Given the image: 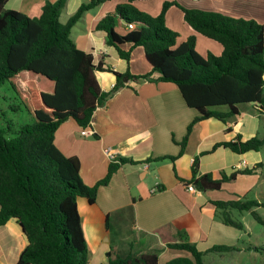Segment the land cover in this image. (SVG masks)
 Segmentation results:
<instances>
[{
    "label": "trees",
    "instance_id": "1",
    "mask_svg": "<svg viewBox=\"0 0 264 264\" xmlns=\"http://www.w3.org/2000/svg\"><path fill=\"white\" fill-rule=\"evenodd\" d=\"M9 0H0V89L8 85L14 101H3L7 109L0 111V227L10 219L18 220L28 239L17 264H89V248L83 232L78 200L95 203L100 186L107 185L119 166L127 161L113 162L107 177L95 187L87 186L80 175L81 164L76 157H66L55 145V133L67 120L73 119L82 129L91 128L94 113L104 106L129 81L146 80L159 74V81L175 84L186 104L199 112L190 125L207 119L226 121L239 114L241 104L256 105L264 116V25L255 20L227 17L220 13L186 9L176 2H164L161 13L152 17L128 5L117 7L97 25L107 34V43L118 49L126 60L130 54L120 46L143 48L151 65V74L135 76L130 72L115 73L112 91H102L96 77L102 65L96 66L91 54L80 50L71 37L73 27L108 0H91L80 6L66 24L60 20L67 0L47 2L42 13L32 18L22 12L7 10ZM171 6L184 13L185 22L197 34L222 46V53L197 51V36L178 43L179 33L167 26L166 15ZM134 23L136 29L119 35L117 17ZM25 72L47 79L46 90L35 88ZM25 77V91L19 83ZM22 85V88L19 86ZM40 87V86H38ZM228 107L227 113L216 111ZM26 112L29 123L16 125L7 121L9 112ZM95 135H93L94 137ZM187 139L182 143L184 150ZM237 154L264 148V135L248 140L238 136L235 141L215 146ZM182 150V152H183ZM173 160L175 158H172ZM198 158L193 163V178L184 181L200 192L221 190L223 184L252 170L198 175ZM216 218L225 225L244 230L238 214L249 213L264 226L258 209L264 201L239 199L217 201ZM168 248L186 252L188 257L176 258L167 264H206L207 254L238 251L236 247L214 246L207 253L192 243L170 244ZM158 251L128 253L113 257L105 264H159Z\"/></svg>",
    "mask_w": 264,
    "mask_h": 264
},
{
    "label": "crops",
    "instance_id": "2",
    "mask_svg": "<svg viewBox=\"0 0 264 264\" xmlns=\"http://www.w3.org/2000/svg\"><path fill=\"white\" fill-rule=\"evenodd\" d=\"M56 1L9 0L6 7L37 18L47 2ZM90 1L67 0L61 13L66 19L64 23L82 4ZM166 1H174L186 9L255 20L264 25V0H136L130 3L141 12L156 17ZM130 3L129 0H108L87 12L73 27L77 26L72 38L76 46L91 54L96 66L104 68L96 72V77L106 93L116 84L115 73L151 74V65L143 48L122 44L120 48L130 54L126 60L117 48L107 43V34L97 30L98 23L115 14L118 6ZM166 22L170 29L179 33V44L196 35V48L201 55L222 53L220 44L192 30L179 7L171 6ZM115 30L121 36L130 32L120 16ZM23 76L26 75L23 73ZM159 76L154 73L146 80L129 81L99 107L89 128L94 137L83 136L82 128L73 119L64 122L55 133L57 148L66 157L79 159L81 178L89 187H95L108 175L113 161L107 155V149L115 153L116 163L121 159L127 161L119 166L107 185L99 187L95 203H90L87 198L78 200L89 248V264H105L109 253L115 257L149 251H158L159 264H167L189 256L186 252L168 248V245L186 242L195 244L203 253L214 246L239 249L224 255L207 254L206 264H234L243 253H250L255 258L260 248H264V242L256 240V244H246V236H254L247 223L242 220L243 231L225 225L216 218L214 202L245 198L264 201L263 149L237 154L223 146L214 148L217 144L235 141L239 135L243 140L264 135V131H260L264 125L263 114L256 105L241 104L235 117L226 121L203 120L189 133L199 112L186 104L175 84L161 82ZM216 111L227 113L229 108L219 107ZM185 139L183 150L181 145ZM197 158L198 175L212 173L220 178L222 173L227 176L245 170L253 173L237 176L224 183L221 190L192 193L184 181L193 178L192 167ZM244 214L240 215L241 219ZM28 244L18 220L10 219L0 227V264H17Z\"/></svg>",
    "mask_w": 264,
    "mask_h": 264
},
{
    "label": "rangeland",
    "instance_id": "3",
    "mask_svg": "<svg viewBox=\"0 0 264 264\" xmlns=\"http://www.w3.org/2000/svg\"><path fill=\"white\" fill-rule=\"evenodd\" d=\"M6 9L8 10V8L6 7ZM65 18L61 17V21L63 22V24H65ZM77 26L73 29L72 32V38L75 37V32H76ZM25 75H28L29 77H31L32 82H33V86L35 88H43L41 90H46L49 87L50 82L42 77L39 76H35L34 74H31L29 72H25ZM25 77L21 76L20 77V82L21 84H23V80ZM26 82V80H25ZM19 85V84H18ZM20 86V85H19ZM40 86V87H38ZM22 88V85L20 86ZM25 85L23 84V91H25L26 88H24ZM7 96V101H14V94L13 92H11L8 88V85L4 86L2 89H0V111L2 109H7V105L6 103L3 101V97ZM8 119H6L7 121L13 120V123L16 125H21V124H25V123H29L30 122V118L28 116V114L26 112H20L19 114H15L12 112H9V115L7 116ZM261 133L264 131V125L261 127L260 129ZM264 152V148L262 150ZM249 199V198H248ZM252 199V198H251ZM238 213V212H237ZM259 214L262 216V218L264 219V209H260L259 210ZM234 217L235 219L238 220H243L244 223H247V227L252 231V233L254 234V236H252L251 238H249L248 236H246L245 239V243H253L256 244V240L257 241H262L264 242V226H262L261 224H259L256 220H254V218L249 214V213H245L244 214V218H240V214L235 215V211H234ZM264 264V248H260L259 250V254L256 253L255 258L252 257L250 255V253H243L241 255L238 256V258L236 259L234 264ZM218 264H226L224 262H219Z\"/></svg>",
    "mask_w": 264,
    "mask_h": 264
},
{
    "label": "built area",
    "instance_id": "4",
    "mask_svg": "<svg viewBox=\"0 0 264 264\" xmlns=\"http://www.w3.org/2000/svg\"><path fill=\"white\" fill-rule=\"evenodd\" d=\"M127 28L130 31H132V30H135L136 29V25L134 23H127ZM81 133H82L83 136H91V135L94 134L93 131H91L89 129H82V132ZM106 153L109 156V158L111 159V161L118 162V159H117L115 153H113L112 149H107L106 150ZM187 190L189 192H192V193L198 192V190L195 188V186L193 184L187 185Z\"/></svg>",
    "mask_w": 264,
    "mask_h": 264
}]
</instances>
